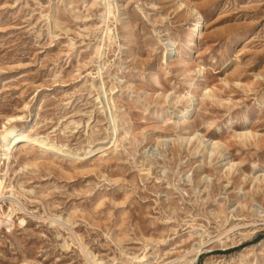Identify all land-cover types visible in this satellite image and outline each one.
Returning <instances> with one entry per match:
<instances>
[{"label": "rangeland", "instance_id": "1", "mask_svg": "<svg viewBox=\"0 0 264 264\" xmlns=\"http://www.w3.org/2000/svg\"><path fill=\"white\" fill-rule=\"evenodd\" d=\"M14 115L0 264H264V0H0Z\"/></svg>", "mask_w": 264, "mask_h": 264}, {"label": "bare ground", "instance_id": "2", "mask_svg": "<svg viewBox=\"0 0 264 264\" xmlns=\"http://www.w3.org/2000/svg\"><path fill=\"white\" fill-rule=\"evenodd\" d=\"M204 23H205V21L203 20V17L201 15H198V14L195 15L194 22L191 24L190 31L188 32V34L186 36V41L188 43H191L193 40H195L199 36V34L201 32V29L204 26ZM166 44H167V48H166V51H165V57L168 58L169 56L175 54L177 52V49H176V46H174V44L170 43L169 41L166 42ZM195 86H197L196 87L197 89H200V88H203L205 85L204 84L203 85L202 84L201 85L200 84H195L194 88H195ZM208 91L209 90H207L206 93ZM189 99L192 101L191 106L188 107L185 111H183V114H185L187 111H189L188 118H190L193 115V113H194V111L196 109V107L194 106L195 103H193L194 96L191 95ZM17 117L18 116H16V115L11 116L10 125L6 126L5 130H3L1 132V134H0V144L3 143L4 147H6V150H9V148H10V146L12 144L14 145V146L12 145L13 146L12 148H14L15 146H18V144L20 142L34 143V142H37V141H39V142L42 141L38 137H32V136H29L28 134L20 132L21 130H23V127H22L23 125H20V124H18L15 121ZM183 119H184V117L181 116L180 120H183ZM183 140L184 141H188V142L189 141H193V140L199 141L200 144H204V145H207L208 147H211V151H216V150L221 149L223 147V143L220 140H217V139L216 140L206 139L205 135L203 133H201L197 129H195L191 133H189V135L184 137ZM49 147L50 148H55L58 151L60 150V148H56V146H54L53 144H50ZM93 151H94V149H89L88 153H91ZM211 153H213V152H211ZM2 155H7V152H4ZM224 159H228V157H226ZM227 163H229L230 169L237 168V164L238 163L233 162L232 160H229ZM2 183H3V181L0 180V187H1ZM8 216H10V214ZM2 223H3V221L0 220V224H2ZM11 225H12V222L9 224V227H11ZM147 261L148 260L144 257V259L142 260V264L146 263ZM246 263L247 264H257L256 262H253V261L252 262L246 261Z\"/></svg>", "mask_w": 264, "mask_h": 264}]
</instances>
